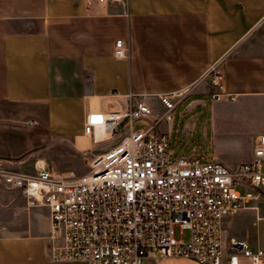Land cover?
<instances>
[{
    "label": "crops",
    "instance_id": "obj_1",
    "mask_svg": "<svg viewBox=\"0 0 264 264\" xmlns=\"http://www.w3.org/2000/svg\"><path fill=\"white\" fill-rule=\"evenodd\" d=\"M127 2L121 14L116 5L103 10L95 0H0V140L13 138L28 121L49 130L55 119L66 124L71 117L75 124L59 136L76 150L90 148L91 137L85 147L82 134L86 113L123 108L135 99L151 109L160 94L185 90L177 105L189 94L211 91L206 71L217 63L224 89L213 108L238 116V135L246 145L241 162L250 160L264 132V30L256 38L249 34L264 15V0ZM118 38H126L129 49L124 60L114 61L112 45ZM0 160L16 169L7 156ZM40 164L46 166L33 161V170ZM11 190L0 185V264H85L51 261L48 210L25 206L15 190L6 192ZM248 204L256 205L257 213L247 208L224 216L220 228L224 237L262 248L264 221L255 215L264 216V198ZM238 262L250 264L244 258ZM153 264L199 263L175 257Z\"/></svg>",
    "mask_w": 264,
    "mask_h": 264
},
{
    "label": "built area",
    "instance_id": "obj_2",
    "mask_svg": "<svg viewBox=\"0 0 264 264\" xmlns=\"http://www.w3.org/2000/svg\"><path fill=\"white\" fill-rule=\"evenodd\" d=\"M95 2L103 10L114 4L121 14L127 12V0ZM112 46V59L124 60L127 39H115ZM206 72L215 89L210 97L217 99L224 74L217 63ZM184 91L160 94L164 112L152 120L149 105L140 99L86 113L82 134L91 137L90 148L101 141L113 144L94 155L82 175L41 164L24 172L0 160V185L15 190L25 206L48 210L46 254L51 261L153 264L176 257L199 264H238L240 258L264 264V238L262 248L253 249L243 239L224 237L220 228L222 217L256 211L247 202L264 198V132L250 160L231 166L174 155L167 135L156 126L171 120L169 113ZM98 131L107 137L97 138ZM255 218L264 221V216ZM182 230L188 231L187 240Z\"/></svg>",
    "mask_w": 264,
    "mask_h": 264
},
{
    "label": "rangeland",
    "instance_id": "obj_3",
    "mask_svg": "<svg viewBox=\"0 0 264 264\" xmlns=\"http://www.w3.org/2000/svg\"><path fill=\"white\" fill-rule=\"evenodd\" d=\"M87 1L90 0H85ZM264 16V15H263ZM250 38H256L264 30L263 17L258 19L252 26ZM215 89L205 94L185 96L169 113V122H160L163 131L168 137V145L176 156L193 155L200 161H218L226 166L241 162L245 156L244 138L238 135V116L222 115V112L215 110L214 104L219 99H212L210 94ZM221 100V98H220ZM164 106L155 102L151 106V115L162 114ZM155 116V117H156ZM24 114L16 115L20 120ZM150 117V116H149ZM35 118V116H32ZM36 119V118H35ZM17 120V121H18ZM62 121L55 119L49 130H45L43 124H25L21 132L16 133L13 138L7 135L0 140V158L11 159L16 169L21 171L33 170L32 162L39 161L54 170L72 171L76 175H82L88 168V161L101 150H105L112 142H100L97 148L74 149L70 141L61 138L68 126H73L75 121L68 118ZM18 127L19 125L13 124ZM11 125V126H13ZM63 125H67L64 127ZM17 129V128H16ZM156 129L158 127L156 126ZM234 131L232 134L229 133ZM18 131V130H16ZM240 134V133H239ZM85 147L88 146V135H85ZM32 137L30 140L29 137ZM17 160H22L17 164ZM8 193L13 192L6 191ZM262 211L259 212L262 215ZM253 229V227H251ZM174 235L178 237V228L175 227ZM183 240L189 237L187 230H182Z\"/></svg>",
    "mask_w": 264,
    "mask_h": 264
},
{
    "label": "bare ground",
    "instance_id": "obj_4",
    "mask_svg": "<svg viewBox=\"0 0 264 264\" xmlns=\"http://www.w3.org/2000/svg\"><path fill=\"white\" fill-rule=\"evenodd\" d=\"M104 135H105V134L102 133L101 131L97 133V137H98V138H101V137L104 136Z\"/></svg>",
    "mask_w": 264,
    "mask_h": 264
}]
</instances>
